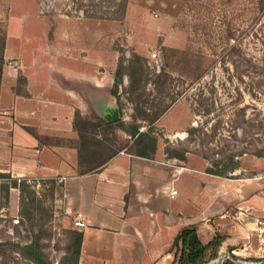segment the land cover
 <instances>
[{
  "label": "rangeland",
  "instance_id": "obj_1",
  "mask_svg": "<svg viewBox=\"0 0 264 264\" xmlns=\"http://www.w3.org/2000/svg\"><path fill=\"white\" fill-rule=\"evenodd\" d=\"M1 48L0 96L4 76L27 97L28 79L62 81L91 67L109 88L84 101L89 120L76 111L79 136L47 143L79 146L86 169L133 148L130 129L141 125L158 137V165L194 168L222 191L208 197L218 214L201 222L213 227L200 237L226 240L206 264H264V0H0ZM236 161L229 176L207 171ZM25 177L0 172V264H37V255L47 264H177L166 238L147 245L154 259L140 258L142 243L119 259L76 261L79 228L63 210V182Z\"/></svg>",
  "mask_w": 264,
  "mask_h": 264
},
{
  "label": "crops",
  "instance_id": "obj_2",
  "mask_svg": "<svg viewBox=\"0 0 264 264\" xmlns=\"http://www.w3.org/2000/svg\"><path fill=\"white\" fill-rule=\"evenodd\" d=\"M89 69L83 76L69 75L62 81L28 79L27 91L31 95L27 97L14 90L12 84L17 78L4 76L0 96V172L27 177L44 172L63 182L64 212L72 218L80 213L86 217V226L79 229L83 233L82 258L119 259L121 251L142 243L149 253L140 258H157L151 245L164 238L174 241L184 226L197 224L199 235L202 229L213 227L201 222L218 214L208 197L216 192L220 196L222 191L213 192L205 185L208 177L199 176L194 168L175 171L169 164L158 165L153 158L127 151H119L95 170L81 172L77 146L47 143V137L79 134L74 124L76 111L84 119L94 116L84 101L94 99L95 91L109 88ZM63 96L72 102L69 111L57 103ZM20 100L24 101L18 106ZM185 170L193 171L195 176H184ZM172 188L177 190L175 195Z\"/></svg>",
  "mask_w": 264,
  "mask_h": 264
},
{
  "label": "trees",
  "instance_id": "obj_3",
  "mask_svg": "<svg viewBox=\"0 0 264 264\" xmlns=\"http://www.w3.org/2000/svg\"><path fill=\"white\" fill-rule=\"evenodd\" d=\"M4 49L1 48L0 50V82L2 80V61L4 57ZM114 114H117V117L120 115L119 111H115ZM141 125H134L130 129V134H132L135 138L134 141V147L131 148L129 153L146 157V158H154V154L157 150V144H158V137H152L149 134V131H140ZM80 151V169L81 172H87L90 170H95L101 166H103L107 160L115 155L118 152H115L114 154H111L108 158L105 160L97 163L92 164L88 166V168L83 169V164L85 163L83 159L81 158V148L77 146ZM83 149V148H82ZM136 149V150H134ZM182 159H185V155L181 157ZM223 164V162H221ZM225 164V163H224ZM240 168V163L238 161L233 162L229 166L223 167L218 170L209 169L207 170L209 173H213L219 176H229L233 171ZM57 178L52 177V181L55 182ZM28 177H25L23 179L24 183L28 181ZM28 185V183H26ZM15 187H17V183L14 184ZM63 186V184H62ZM199 226L197 224H190L187 226H184L177 234L173 241L172 245V251H174V261L177 262V264H206L208 260L211 257H216L219 253L220 247L223 245L224 241L226 240V236L222 234H217L210 242L205 243L200 238V235L198 233ZM76 243L77 248L75 249V256L76 261L79 260L81 256V248H82V241H83V233L79 230L76 232ZM230 249H234L233 247H230ZM235 256V255H234ZM35 261L37 264H47L40 255H37L35 257ZM227 261V260H226ZM224 262V264H238L235 261H227Z\"/></svg>",
  "mask_w": 264,
  "mask_h": 264
},
{
  "label": "built area",
  "instance_id": "obj_4",
  "mask_svg": "<svg viewBox=\"0 0 264 264\" xmlns=\"http://www.w3.org/2000/svg\"><path fill=\"white\" fill-rule=\"evenodd\" d=\"M259 177L264 179V172L259 174ZM172 195H175L177 193V190L175 188H172L171 190ZM73 223L74 225L79 228L82 229L86 226V217L84 214L80 213L77 216H75L73 218Z\"/></svg>",
  "mask_w": 264,
  "mask_h": 264
},
{
  "label": "water",
  "instance_id": "obj_5",
  "mask_svg": "<svg viewBox=\"0 0 264 264\" xmlns=\"http://www.w3.org/2000/svg\"><path fill=\"white\" fill-rule=\"evenodd\" d=\"M143 130V129H142Z\"/></svg>",
  "mask_w": 264,
  "mask_h": 264
}]
</instances>
